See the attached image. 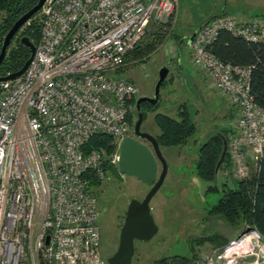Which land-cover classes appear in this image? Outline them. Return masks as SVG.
<instances>
[{
	"label": "built area",
	"instance_id": "obj_1",
	"mask_svg": "<svg viewBox=\"0 0 264 264\" xmlns=\"http://www.w3.org/2000/svg\"><path fill=\"white\" fill-rule=\"evenodd\" d=\"M176 4L44 0L32 59L19 77L0 80V264L105 263L95 190L106 159L102 150L82 148L91 136L108 135L116 150L110 163L117 161L136 97L135 85L120 70L148 25L165 23ZM221 29L264 44V18L214 17L188 45L191 64L235 110L227 134L228 174L241 180L264 147V107L250 93L249 69L209 52ZM235 242L224 249L222 262L188 264H237Z\"/></svg>",
	"mask_w": 264,
	"mask_h": 264
},
{
	"label": "rangeland",
	"instance_id": "obj_2",
	"mask_svg": "<svg viewBox=\"0 0 264 264\" xmlns=\"http://www.w3.org/2000/svg\"><path fill=\"white\" fill-rule=\"evenodd\" d=\"M220 13L234 18L260 16L264 14V0H177L172 16L159 24L161 28L157 35H150L153 26L147 27L142 44L150 45V49L131 56L120 70L135 85L137 99L151 97L160 67L168 68L167 82L159 92L160 106L155 111H145L141 131L157 135L159 130L153 121L155 112L175 117L176 108L182 103L196 111L194 121L197 125L196 133L185 145L160 148L167 171L161 186L149 201L150 213L158 230L148 241H134L131 264H166L182 257L189 261L215 258L222 262L226 260L222 256L225 247L235 241L232 251L239 255L235 261L237 264L264 262V237L252 230L250 225L207 215V210L220 193L206 192V187H220L225 181L232 185L234 179L231 182L230 178L223 176L221 164L213 182L199 179L195 172L198 147L214 132L220 131L227 137L234 125L235 110L213 88L209 77L188 63L190 47L185 44L178 49L177 39L190 36L199 24ZM128 117L132 121L128 136L134 138L132 127L137 112L133 106ZM117 152L119 154V150ZM111 164L117 166V161ZM253 170L254 160H249L246 179ZM103 176L102 184L95 193L99 207L100 254L104 264H107V257L116 250L128 202L131 199L141 200L149 187L133 176L120 174L116 169L112 173L104 172ZM253 231L259 235L258 239L251 233ZM222 240L227 244L219 246L217 242Z\"/></svg>",
	"mask_w": 264,
	"mask_h": 264
},
{
	"label": "trees",
	"instance_id": "obj_3",
	"mask_svg": "<svg viewBox=\"0 0 264 264\" xmlns=\"http://www.w3.org/2000/svg\"><path fill=\"white\" fill-rule=\"evenodd\" d=\"M36 2L37 0H0V47L6 32L14 21L33 7ZM222 15L228 14L220 13L218 15H212L209 19L199 24L192 32L205 25L210 19ZM255 17L264 18V14L261 13L260 16ZM149 25L153 26L150 35H157V31L161 28L160 25L155 22H151ZM40 26L41 24L36 12L18 29L8 45L4 59L0 63V77L18 70L24 61L28 59L30 50L26 45L21 43L20 38L26 37L35 45L39 38ZM183 37L177 39L178 49L186 44L184 41L179 44V41ZM143 41L144 36L136 44L134 49L126 55V62L131 56L142 54L143 49L146 51L150 49V45L142 44ZM208 50L213 56L224 63L230 64L231 66L247 67L249 69L250 93L253 96L254 102L264 107V44L260 41L252 42L245 40L241 36L233 35L229 31L221 29L208 46ZM166 82L167 76L162 81L161 87ZM132 105L135 108V97L132 100ZM159 106L160 97H158L157 103L153 105L142 102L140 104V111L143 119L146 110L152 112L157 110ZM176 110L175 117L163 112H155L153 116V121L159 130V133L154 136L159 148L183 146L196 133L197 125L194 121L196 111L191 109L186 103H182ZM128 122L131 127L132 121L129 117ZM223 139L227 144L225 134L220 131L214 132V134L208 135L205 141L198 147L195 172L199 179L205 182H213L215 180L217 173L215 172V167L222 152ZM110 141L111 139L108 135L95 134L84 143L82 148L84 152L93 149L103 151L106 159L103 164V171L105 173H112L114 169L118 171L117 166L110 163V155H112L115 149L110 144ZM220 166H223V176L230 178L232 182L231 179L234 178L228 174L231 164L227 149ZM89 178L91 179L92 186L97 187L99 185L98 181L91 175ZM205 191L220 193L216 202L207 210V215L220 216L231 223L237 221L247 223L252 230H256L264 237V147L254 161V170L249 178L241 180L234 179L232 185H228L227 181L221 183L220 187L217 185H208ZM217 243H219V246H224L227 244V241L222 240ZM191 261L193 260L189 261L188 258L182 257L178 261L166 264H188Z\"/></svg>",
	"mask_w": 264,
	"mask_h": 264
},
{
	"label": "water",
	"instance_id": "obj_4",
	"mask_svg": "<svg viewBox=\"0 0 264 264\" xmlns=\"http://www.w3.org/2000/svg\"><path fill=\"white\" fill-rule=\"evenodd\" d=\"M43 2L44 0H37L36 4L17 18L6 32L0 47V63L4 59L8 45L15 33L33 14L39 11ZM199 28L192 32L189 37H183L179 41V44L184 41L187 45H189ZM20 41L30 50L28 59L24 61L18 70L5 76H1L0 80H13L19 77L32 59L35 50L34 44L26 37H21ZM168 72L169 71L166 66L160 67L158 71V78L154 84L152 96H141L135 100L137 119L133 124L132 133L137 138L145 139L149 143L150 147L144 143L138 142L131 136L123 138L119 145V154L117 158L118 172L122 175L135 177L140 182L148 186L149 190L141 200L131 199L128 202L124 212L123 222L119 229L116 250L112 255L107 257V264H131V259L134 253V241H148L157 233L158 230L150 213L149 201L161 186L166 175L167 165L165 159L161 155L160 148L155 137L140 130L143 120V116L140 111V104L142 102H146L150 105L157 103L161 83L166 78ZM222 141L223 148L220 158L216 164L215 172H217L219 165L222 163L226 152V141L224 139ZM158 166H160L159 172ZM230 245L231 244L226 247H229Z\"/></svg>",
	"mask_w": 264,
	"mask_h": 264
},
{
	"label": "flooded vegetation",
	"instance_id": "obj_5",
	"mask_svg": "<svg viewBox=\"0 0 264 264\" xmlns=\"http://www.w3.org/2000/svg\"><path fill=\"white\" fill-rule=\"evenodd\" d=\"M140 130H141V128H140ZM142 132H143V131H142ZM134 138H135L138 142H140V143H144V144H146L147 146L150 147L149 143H148L145 139L137 138V137H135V136H134ZM108 179H109V178H107L106 180L108 181ZM100 191H101V190H100ZM102 191H103V190H102Z\"/></svg>",
	"mask_w": 264,
	"mask_h": 264
},
{
	"label": "crops",
	"instance_id": "obj_6",
	"mask_svg": "<svg viewBox=\"0 0 264 264\" xmlns=\"http://www.w3.org/2000/svg\"><path fill=\"white\" fill-rule=\"evenodd\" d=\"M242 17H246V16H242ZM189 47V46H188ZM188 63H190L191 64V57H190V52H189V61H188ZM180 69H181V67H180ZM197 70V69H196ZM198 71V70H197ZM199 72V71H198ZM177 109V108H176Z\"/></svg>",
	"mask_w": 264,
	"mask_h": 264
}]
</instances>
